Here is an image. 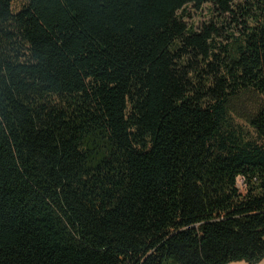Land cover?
Segmentation results:
<instances>
[{
  "label": "trees",
  "instance_id": "16d2710c",
  "mask_svg": "<svg viewBox=\"0 0 264 264\" xmlns=\"http://www.w3.org/2000/svg\"><path fill=\"white\" fill-rule=\"evenodd\" d=\"M15 1L0 264L260 263L264 0Z\"/></svg>",
  "mask_w": 264,
  "mask_h": 264
},
{
  "label": "rangeland",
  "instance_id": "374dc122",
  "mask_svg": "<svg viewBox=\"0 0 264 264\" xmlns=\"http://www.w3.org/2000/svg\"><path fill=\"white\" fill-rule=\"evenodd\" d=\"M22 6H23V1L16 0L13 3V10L16 11ZM200 18H197L198 22L200 21ZM253 103L254 101L244 100L239 105L241 109L246 110V109L251 108ZM230 122H231V126L229 128V131L232 132V134H234L235 136H238L244 140H248L251 142H256L258 140V137L256 136L254 129L249 125L247 121H245V119H243L239 115L232 114ZM237 186L242 193L246 192V186H245V183L242 177H239L237 179ZM230 264H247V263L246 262H235V263H230ZM258 264H264V259Z\"/></svg>",
  "mask_w": 264,
  "mask_h": 264
}]
</instances>
